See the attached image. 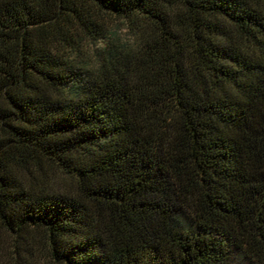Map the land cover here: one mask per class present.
I'll use <instances>...</instances> for the list:
<instances>
[{
  "label": "trees",
  "instance_id": "trees-1",
  "mask_svg": "<svg viewBox=\"0 0 264 264\" xmlns=\"http://www.w3.org/2000/svg\"><path fill=\"white\" fill-rule=\"evenodd\" d=\"M0 230L54 264H264V0H0Z\"/></svg>",
  "mask_w": 264,
  "mask_h": 264
},
{
  "label": "rangeland",
  "instance_id": "rangeland-1",
  "mask_svg": "<svg viewBox=\"0 0 264 264\" xmlns=\"http://www.w3.org/2000/svg\"><path fill=\"white\" fill-rule=\"evenodd\" d=\"M52 184L59 190L71 189L73 182L60 173L52 172ZM23 244H16L6 231L0 230V264H54L48 257L45 246L34 249Z\"/></svg>",
  "mask_w": 264,
  "mask_h": 264
}]
</instances>
